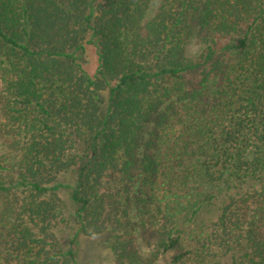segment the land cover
<instances>
[{"label":"trees","instance_id":"16d2710c","mask_svg":"<svg viewBox=\"0 0 264 264\" xmlns=\"http://www.w3.org/2000/svg\"><path fill=\"white\" fill-rule=\"evenodd\" d=\"M159 2L0 0V264H264V0Z\"/></svg>","mask_w":264,"mask_h":264},{"label":"rangeland","instance_id":"374dc122","mask_svg":"<svg viewBox=\"0 0 264 264\" xmlns=\"http://www.w3.org/2000/svg\"><path fill=\"white\" fill-rule=\"evenodd\" d=\"M155 2H157L158 4L160 3L159 0H152V5L155 6ZM84 66L90 74L94 73L96 70L97 57L93 46H89L86 49ZM132 180L135 182L136 177H133ZM60 195L65 200L67 205L71 204L68 189L62 190ZM69 226L70 225H67V227L62 228L63 231H61L65 232L64 234L73 233L74 228H70ZM64 234L62 233L61 235ZM133 235L136 239L132 238L130 241H128V247H130V249H133L132 253L138 256L137 259H143L146 262L150 259L149 255L146 254L144 256L139 253L138 250H140L141 252L144 251L145 248L142 245L144 244V240L147 239V236H145V238H142V236L139 235L138 232ZM75 243L77 258L80 264H113V251L111 250V240L108 236L98 235L95 237H91L79 234L76 238ZM180 248L183 247L180 246ZM226 259V257H223V263L229 264Z\"/></svg>","mask_w":264,"mask_h":264}]
</instances>
